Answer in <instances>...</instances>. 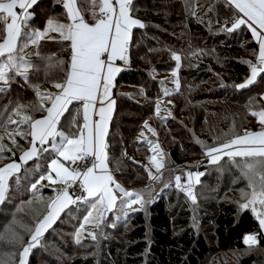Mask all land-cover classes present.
Instances as JSON below:
<instances>
[{"label": "trees", "instance_id": "16d2710c", "mask_svg": "<svg viewBox=\"0 0 264 264\" xmlns=\"http://www.w3.org/2000/svg\"><path fill=\"white\" fill-rule=\"evenodd\" d=\"M192 11L196 15H192ZM29 12L33 13L29 21L32 29L43 30L50 18L67 22L60 0H39ZM131 14L144 24L143 28L133 29L129 45L130 58L138 63L139 68H124L116 79V107L107 136V150L110 169L120 183L141 186V190L151 184L149 191L142 193L149 196L145 200L152 202L131 213L115 228L111 225L116 222L113 220L117 210L106 213L99 228L91 223L89 228L80 230V244L75 242V234L90 204L70 205L44 233L40 245L32 249L28 264H100V256L101 264H111L119 256L109 236L119 233L132 244L124 249L132 264H205L210 256L234 254L251 247L255 248L254 254L241 258L240 264L261 263L264 259V231L250 210L239 209L237 202L242 201L239 196L235 199L224 195L201 196L196 203H190L174 186L175 171L194 165L204 155L205 149L197 140L214 147L234 135L261 127L258 117L251 112L264 110V74L244 89L235 87L250 76V68L244 61L255 62L258 43L246 27L231 33L224 30L226 21L231 24L233 16V10L225 0H133ZM84 17L93 20L88 11L84 12ZM54 33L57 32H50L52 36L42 40L38 49L32 44L24 49L26 58L35 68L29 69L28 81L16 77L10 90L0 94V110L8 104L4 108L2 124L7 122L9 115L13 120L21 119L12 114L18 103L24 105L20 109L22 114H29L34 119L46 115L42 111L34 112L30 106L37 100L33 86H38L42 93H55L54 82L62 80L63 73L58 68L48 69L47 58L53 57V64L56 60L67 62L70 59L67 43H59V37ZM37 51L39 56L35 55ZM173 52L181 56L180 86L167 96L172 103L171 115L161 120L155 115L156 102L163 97L165 87L174 86L172 81L161 76L175 69ZM161 81L165 83L161 84ZM49 104L46 102L45 107ZM76 107L79 105L70 106V110L74 113ZM147 120L156 130L157 142L165 154L162 178L154 181L149 180L142 165L151 150L138 138ZM70 122L71 116L66 113L59 127L70 133ZM13 131L28 133L30 129L27 125L18 127L15 124H7L6 129L0 127V135L4 136L2 143L12 149L3 153L0 168L13 160L20 161L22 150L29 148L30 136L27 139L19 135L15 137L19 148L12 144L7 133ZM216 137H219L218 142ZM54 156L50 149L24 164L17 174L18 184L16 177L10 178L9 191L0 203V235L7 237L14 230L23 236L25 244L28 242L30 233L21 225L34 228L47 213L46 204L38 200L37 195L44 201L54 196L53 187L44 185L45 180L37 186L39 191L36 194L31 185L42 173L46 174ZM216 179L235 182L239 193L242 188L247 190V180L227 157L219 164L210 165L197 190L200 192L205 182ZM169 182L173 187L165 188ZM170 207H175L178 212L171 213ZM192 214L196 216L193 220ZM185 216L184 220L182 217ZM196 224L198 228H195ZM122 226L128 229L122 231L123 228L119 229ZM177 228L184 231L180 234ZM93 231L97 236L95 241L89 235ZM248 234H256L259 243L251 247L246 245L244 237ZM101 246L103 251L98 256ZM21 250V245L0 241V256L15 253L11 264H18ZM81 252L86 255L82 256Z\"/></svg>", "mask_w": 264, "mask_h": 264}, {"label": "snow or ice", "instance_id": "6c2138e0", "mask_svg": "<svg viewBox=\"0 0 264 264\" xmlns=\"http://www.w3.org/2000/svg\"><path fill=\"white\" fill-rule=\"evenodd\" d=\"M60 2L65 9L67 22L50 18L46 21V27L40 30L31 28L29 21L33 18V13L28 11L38 3V0H0V25H3L0 27V94L10 90V84L16 77L28 81L29 69L35 68L24 54V49L29 44L36 45L38 49L40 42L49 38L50 32H57L58 42H66L67 50L70 52V59L67 62L56 60L53 64L51 62L53 57L47 58L48 69L58 68L63 73V79L54 82L57 92L42 93L38 90V86H33L37 100L30 106L34 112L42 111L46 115L34 119L29 114H22L20 109L24 105L18 103L12 109V114L20 116L21 119L13 120L9 115L7 122L0 124V127L5 129L7 124L29 127L28 133L21 131L7 133L12 144L17 148H19L15 139L17 135L25 139L29 136L31 138V146L27 150H22L19 163L13 160L0 168V202L5 200L9 191L10 178L16 177L18 184L17 174L22 166L34 158H39L50 149L55 156L50 160L46 174L42 173L31 185V189L34 194L38 193L37 185L44 180H48L53 185H61L60 188L52 189L54 196L49 197L47 201L37 195V199L46 204L47 214L36 222L34 228L21 225L30 233L26 244L23 236L14 230L7 237L0 235V241L7 240V243L13 246H22L18 264H28V256L32 249L40 245L44 233L52 227L69 205L80 201L90 204V209L83 218L84 222L75 234V242L80 244V230L85 224L94 223L99 228L104 223L105 214L117 210L120 214L116 216V222L111 225L115 228L117 223L126 221L131 213L142 210L152 202L145 200L140 194L141 191H149L151 184L140 191H129L115 181L108 164L110 158L106 143L108 125L115 104V100L111 98L112 88L116 74L122 70L116 66V61H123L125 64L129 62L128 50L132 30L135 27H144L139 19L131 15L133 0H60ZM225 2L233 10V16L231 26L228 27L226 21L224 30L231 33L241 29L242 26L246 27L259 45L255 62L244 61L250 68V76L244 83L235 86L244 89L264 74V0H225ZM85 11L90 12L94 23L85 20ZM192 15H196L195 11H192ZM35 55L39 56V51ZM172 59L176 62V69L173 70L172 75L176 77V70L181 67V56L173 52ZM164 83L165 81H161V84ZM174 83L176 88L174 90L165 88L164 96L179 89L178 78ZM46 102L50 103V107H45ZM73 105H79L74 113L70 110V106ZM160 111L161 105L158 100L155 115L161 120H166V117L159 115ZM66 113L71 116L70 133L59 127ZM251 115L258 117V122L261 124L259 131L246 130L243 135H234L223 143H219V137H216L218 143L214 147L200 140H197V143L205 149L204 155L209 158L210 164H219L227 157L229 162L240 170L241 177L247 180V190L240 189L243 202L238 201V207L241 211L250 210L254 219L258 221L259 228L264 231V110L252 111ZM145 127H149L147 121ZM149 131L156 134L155 129L149 127ZM227 135L226 133L225 136ZM141 136H144V133H141ZM3 139L4 136L0 135V159L3 158L5 151H12L2 143ZM140 142H146L153 153L149 157L150 166H144L149 180H160L163 175L161 169L165 167V154L158 142L154 143L146 137ZM61 158L70 165L79 163V167L65 166ZM153 168L155 172L152 171ZM186 175L187 179L184 183L181 182L182 177L176 175L174 186L195 203L196 196L193 189L200 183V177L204 173L187 172ZM77 182L80 190L86 195L74 199L68 189ZM164 187L170 188L173 184L169 182ZM116 192L121 195L117 196ZM135 205L139 207H134ZM89 235L92 240L97 239L95 231L90 232ZM244 243L249 247L257 245L259 243L257 235H245ZM14 257L15 253L7 254V257L0 256V264H11Z\"/></svg>", "mask_w": 264, "mask_h": 264}, {"label": "rangeland", "instance_id": "374dc122", "mask_svg": "<svg viewBox=\"0 0 264 264\" xmlns=\"http://www.w3.org/2000/svg\"><path fill=\"white\" fill-rule=\"evenodd\" d=\"M53 35L59 37V34L58 33H54ZM48 36H52V34H48ZM138 68H139V66L137 67V69ZM175 69H176V67H175ZM176 71H177V76L176 77H173V75H172V72L173 71L172 72H169L167 74H163L161 76L163 78H166V80H168L169 82L172 81L174 83V80H176L177 78L179 80V69L176 70ZM169 86H167L165 88H167L169 90H174L176 88V84L175 83H174V86L173 87H169ZM127 89H128V87H126V90ZM159 101H160V105H161V111H160L159 115L162 116V117H166V118L169 117L170 116L169 115V112L171 113L172 103H169L170 100L167 98V96H164V95H163V97H161L159 99ZM6 106H8V104H5L3 106V110L2 111L0 110V124H2L4 122V116L3 115H4V108H6ZM164 109H167V111H165ZM42 117H40V118H42ZM37 119H39V118H37ZM147 124H148V126L151 129H154V127L152 126V124L148 120H147ZM149 127H145V122H144L143 125H142V127H141V129H140L139 137L138 138H139V140L144 141V139L146 137L148 140H151L154 143H156L157 142V133H156V130H155V133L156 134L154 135L153 132L149 131ZM141 133H144V136H141ZM106 139H107V136H106ZM30 146L31 145H29V147ZM38 147H39V145H38ZM160 149H162V148L160 147ZM126 154L127 155L130 154L128 150L126 151ZM151 155H153L152 151H151L150 155L148 156L147 160H145V161L142 160V165H144V166L145 165H149L150 166L149 157ZM157 158L159 159L160 157L158 156ZM16 162L19 163L20 161H16ZM61 162L62 163H65V166H68L69 167V162L63 161V158H61ZM152 171L155 172V169L153 168ZM161 172L163 173L162 169H161ZM53 177H55V173H53ZM116 181L118 183L120 182L117 178H116ZM41 183H43V182H41ZM234 184H235V182L232 183V182H227V181H223V180L221 181L219 179H216L213 182H205V185H204V187L202 188V190L200 192L197 190V187L199 185L198 184L193 189L194 194L196 196V202L198 201V198L201 197V196H203V197H216V196H223L224 195L225 198H230V199H235L236 196H239L241 198V195L236 190V188H235L236 186ZM44 185L49 186V187H53V188H59L61 186L60 184L53 185V184L49 183L48 180H45L44 181ZM121 186L124 189L129 190V191H140L141 190V186H136V187L131 186L130 187V186H126V185H123V184H121ZM140 194L144 197V199H148L149 198V196H145L142 193V191H141ZM184 195H185L186 200H188L190 203H193L191 201V199L185 193H184ZM134 207H139V205H135ZM170 210H171V213L178 212V211L175 210V207H170ZM87 212L85 213V215H87ZM119 214L120 213L118 211H116V213L114 215V220L113 221L116 220V216L119 215ZM95 215H96V213L94 212V216ZM84 216L81 218V224L84 222L83 221ZM176 218L178 219V216ZM182 218H184V220H185L186 219V216L185 217H182ZM195 218H196V216H194V214H192L191 220H193ZM90 225H91V223L85 224L84 225V228L85 229L86 228H89L88 226H90ZM179 225H180V223H179ZM74 226H75V224H74ZM121 228H123L122 231H125L126 229H128V227H126V226L119 227V229H121ZM195 228H198V224L195 225ZM176 231H178L181 234L184 230L183 229L181 230V229L177 228ZM209 233H212V232L210 231ZM63 236L64 237H67L66 234H63ZM80 236H81V233H80ZM109 239L113 241L112 242L113 244H115L114 250H116V252H117V254L119 256V258L117 257V259L114 258L113 259V262H111V264H132V259L129 258L130 259L129 260L126 257V252L124 250L125 247L126 248H128V246L132 247V244L128 243V241H130V240H128L124 236H122V233H119V234H116V235H113V236H109ZM70 242H74V241L73 240H70ZM254 250H255V248L254 247H251V248H248V249H246V250H244L242 252H238V253H234V254L232 252H230V253H224V254H220V255L210 256L208 259H206L207 261H206L205 264H240L241 258H243L245 256H248V255L254 254V252H253ZM102 251H103V246H101V248L99 249L98 256H99L100 252H102ZM239 254H241V255H239ZM84 255H86V254L83 252L82 253V256H84ZM29 257H30V254L28 256V263H29ZM97 259H98V257H96V260ZM94 260H95V258H93V261ZM101 260L102 259H101V256H100L99 257L100 264H101ZM127 260H129L128 261L129 263L126 262ZM259 264H264V259Z\"/></svg>", "mask_w": 264, "mask_h": 264}, {"label": "built area", "instance_id": "2783aa9c", "mask_svg": "<svg viewBox=\"0 0 264 264\" xmlns=\"http://www.w3.org/2000/svg\"><path fill=\"white\" fill-rule=\"evenodd\" d=\"M228 27L231 26V24H228L227 25ZM117 64L121 65L123 68H127V69H136L138 67V63L135 62L134 60H132L130 57H129V62L127 64H125L123 61H116ZM90 161L88 162V165L90 166ZM210 163H209V158L206 157L205 155L201 156L200 158H198L194 165L188 167V168H182V169H177L174 173V184H175V176L176 175H180L182 177V180L181 182L184 183L187 179V172H202L204 173V175L206 174V172L208 171L209 167H210ZM69 167H79V163H77L76 165H70L69 164ZM202 175L200 177V182H201V179L203 178ZM200 184V183H199ZM198 185V184H197ZM196 185V186H197ZM70 195L75 199L76 197L78 196H83V195H86L85 193H83L79 186H78V182L76 185L70 187L68 189ZM78 203H83V201H80ZM77 203V204H78ZM75 205V204H74Z\"/></svg>", "mask_w": 264, "mask_h": 264}, {"label": "crops", "instance_id": "0c3cea01", "mask_svg": "<svg viewBox=\"0 0 264 264\" xmlns=\"http://www.w3.org/2000/svg\"><path fill=\"white\" fill-rule=\"evenodd\" d=\"M39 1V0H38ZM17 11L18 12H20V10L19 9H17ZM29 11V10H28ZM132 15V14H131ZM85 20L87 21V22H89V23H94L95 21L94 20H90V19H86L85 18ZM133 31V30H132ZM128 57H130V55H129V50H128ZM116 66H118V67H120L121 69H123V67L121 66V65H119V64H117L116 63ZM122 71V70H121ZM120 71V72H121ZM119 72V73H120ZM119 73L118 74H116V77H115V80H114V87L112 88V99L113 100H115V104H114V106H113V111H112V117H113V114H114V111H115V107H116V92H117V87H116V79H117V77H118V75H119ZM54 91L55 92H57L58 90L57 89H54ZM48 107H50V104L48 105ZM112 117H111V119H112ZM110 123H111V120L109 121V125H108V128H110ZM259 123V122H258ZM259 125L261 126V124L259 123ZM261 129V127L260 128H258L257 130H253V131H259ZM108 132H109V129H108ZM107 136H108V134H107ZM57 139H59V138H57ZM106 143H107V139H106ZM107 153H108V150H107ZM108 164H109V161H108ZM109 168H110V166H109ZM112 171V170H111ZM112 174H113V176H114V179H115V181H116V176L114 175V173L112 172ZM117 182V181H116ZM118 183V182H117ZM119 184H120V182H119ZM121 185V184H120ZM61 187V186H60ZM59 187V188H60ZM116 195L117 196H120L121 195V193H119V192H116ZM70 206V205H69ZM47 214V213H46ZM62 214V213H61ZM60 214V215H61ZM43 219V218H42Z\"/></svg>", "mask_w": 264, "mask_h": 264}]
</instances>
